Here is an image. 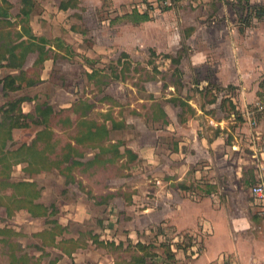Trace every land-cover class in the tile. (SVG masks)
<instances>
[{
    "label": "rangeland",
    "instance_id": "rangeland-1",
    "mask_svg": "<svg viewBox=\"0 0 264 264\" xmlns=\"http://www.w3.org/2000/svg\"><path fill=\"white\" fill-rule=\"evenodd\" d=\"M10 1L12 2L9 17L11 23L0 28V31L4 33L0 40V53L6 49L5 45H2L3 42L8 41V45H12L15 41H19V33H23L21 28L22 21L19 16L21 0ZM62 1L64 0H36V5L30 17V25L36 35H44L43 37L51 41H54L56 37L52 34L51 30L53 29L48 27L43 30L42 26H47V23L52 24V27L56 26V29L62 32V36H60L62 40L69 44L65 48H63V44L61 46L62 50L66 52H69L68 50L74 51L76 44L71 41L78 40L71 35L70 42L66 41L63 21L68 26L72 22L74 25L81 26L79 28L86 33V37L82 38L81 48L83 50L89 47L94 49L92 45H96L94 50H96L97 54L92 58L95 62L94 65L98 68L92 78L95 82L94 88L87 89V77L82 72V66H79L78 62L64 59H59V63L62 66L58 65L57 62L54 63L51 70L53 77L49 76L45 80H41L40 76L44 64L34 65L37 54L30 53L26 62V65H28L26 72L27 76H32L31 79L35 80L36 83L27 87L24 86L20 92L16 93L12 91L4 92L0 83V122L3 119V109L9 101L18 98L19 95H28L34 98L35 102L30 105L25 103V109L30 107L31 113L36 114V105L41 104L44 108L47 107L46 105L51 106L54 110L53 114L49 117L51 129L54 130L62 141H71L83 153L82 156H76V158L84 161L89 158L87 156L88 151L93 152V150L89 149L85 144H77L73 141V137L77 134V126L75 128L70 126V123H67V115L57 116V113H62L63 111L62 105L68 101H72L76 97L75 94L79 95L82 93L80 97L87 96L92 99H102L104 93L107 91L113 95L117 102H120L119 99H121L128 105L115 109L118 105L114 104L110 111H120V115L124 119L128 117L133 122L137 121L140 124L141 120L138 119L137 116L139 115L137 114L141 115L139 117L146 118L147 123L150 122L149 119L151 118L156 120V117L161 115V111L158 110L160 108L158 104L161 102L157 98H160L159 100L164 99L163 97L171 92L172 96L168 97V100L172 99V101L179 103L183 99L194 97L198 105L203 107L205 112L218 119L216 121L219 122L211 123L207 122L205 117L201 119L199 116V122L203 129L211 130L213 133L216 129L226 132H229V129H231L234 133L238 132L240 134L239 139L242 140L240 143L245 148V154L247 153L244 156L251 159L252 149L249 146L247 134L250 133V130L252 133L255 130L253 129L254 127L250 125L249 127L246 124L244 112L247 108L255 109L258 119L255 129L260 130L264 126V0H213L220 8H218V12L216 13L212 12L209 8L205 9L203 6H201V9L198 8L201 5L198 1V6L193 7V3L190 0H171V3H164V0H77V3H80L79 8L61 11L58 6ZM65 1L74 2V0ZM168 6L169 9H166ZM138 7L142 9L147 8L151 12L150 20L152 22L143 26V34L138 32V28L131 24L128 21L129 19L125 20L124 18L125 13L133 12ZM120 16L123 17L118 19ZM212 17L213 20L218 21L217 28L221 32L218 36L210 34V31L208 32V36L211 37V44L217 40L220 41L222 43L220 48L225 54L230 52V50H234L235 58L239 57L238 61L240 60V73L233 76L232 80H234L235 84L231 83L228 87L237 102L236 104L230 97H227L221 99L223 101L220 105L207 107L208 104L216 101L217 92H212L208 90L209 88L205 89L204 83V88L198 87V83L203 82L202 80H205L206 76H210L208 74L203 75L201 72L194 73L195 69L198 70L203 65H198L194 68L188 65L186 59L183 60L184 63L180 61L178 64L167 56L168 54L174 56L179 54L182 56L184 54V58H188L189 52L198 48L199 40L197 36L200 34L192 36V30L190 29L183 35V26L188 27L194 21H199L203 26L205 21L207 23L208 19ZM210 21L212 22V20ZM234 29L235 32H233ZM8 31L10 32L7 33ZM167 32H170V38ZM190 35L192 36L191 38ZM77 48L79 47L77 46ZM16 50L20 51V48ZM122 53H125V55L122 56ZM229 60L232 61L233 58L230 57ZM235 62H237V59ZM180 64L187 71L182 70ZM105 69H107L106 74L101 71ZM8 70L11 69L7 66L0 68V79L6 76ZM191 70L193 72H190ZM121 76L124 81L123 83L118 82ZM61 77L65 78L63 83L64 89L56 88L58 79H61ZM158 78L165 80L166 85L174 84L177 89L169 90L167 86H164V88L162 87L159 90L157 85H155L154 90H152L157 96L155 98L154 94L148 92L145 88V83L148 82L153 85L154 80ZM104 80H107L108 83H110V80L112 81L109 85L107 83V89L105 90L102 86V83L105 82ZM45 82H49V84ZM51 83L53 84L52 88ZM81 86L84 88L81 89ZM184 86H187V90H183ZM191 89H193L192 92H189ZM73 90H76V93ZM140 98H143L144 101L137 102ZM132 103H135V106H131ZM137 107H140L142 111L138 112ZM75 108L79 109V111L83 109L82 107ZM103 108V103L99 102L96 104L93 112L90 115L87 113L88 121L96 120L102 122ZM193 109L179 105V110L182 115L184 114L183 116L188 117L190 114H194ZM59 118H65L64 122L62 121V125L58 123ZM224 118L226 121L223 120ZM154 120L152 121L153 125L160 124L159 122H154ZM25 121L28 123V126L17 127L14 128L15 131L14 129L12 130L13 140L8 141L10 149H16L23 143H30L35 138L37 132L44 127L42 119L35 118L33 120L31 117H27ZM84 125L81 126L83 129L85 128ZM245 127L249 128V131H246ZM135 132L136 129L132 123L129 128L127 127L124 130H113L111 138L119 140L120 137H130L125 141L128 144L129 140L135 137L133 136ZM257 141L259 142V140ZM63 147L62 143L60 148L55 149L54 153L49 150V156L53 163L56 160V153L58 152L59 154L60 151H64L65 148ZM125 149L128 148L120 147L122 151ZM110 155L111 153L102 155V158L107 159ZM125 156L126 158L123 161H120L121 157H118L111 162L106 160L108 162H105L106 165L102 163L93 164L92 168L84 164H76L71 169V174L68 178L54 166L51 169H43L40 172L30 173L26 168L28 164L25 162L13 165L11 179L16 182H34L40 189V196L36 201L46 205L51 214L50 216H35L30 211L27 212V207H17L18 205H22V202L16 201V197L12 196L14 194V187H2L0 185V228L17 232V234L7 235L5 240L7 242L2 241L3 235L0 234V264H10V259L15 254L18 257L22 255L34 258L38 257L40 264H48L50 260L47 255L57 257V253L52 252L53 250L47 253V249L44 248V238L41 235H36V233L43 232L45 229L50 230L55 222L60 220L67 223L65 225L67 232L71 231V233L77 234L81 231V236L78 239L81 240V243L87 244L89 231L104 229L105 225L108 224L106 222L109 219L108 207L101 205L102 201H91L90 208L94 214L84 221H74L73 219H69L70 221H68L64 215L65 207L67 204L73 202L71 200L76 199L82 194L86 195L90 200L97 199L98 196L103 197L105 193L102 190V180L107 176L115 178L121 174H127V178L133 179L136 174L141 175L146 173L145 169L141 168L144 166L141 159L132 160L128 153ZM202 164H204L203 160L199 161L195 167H200ZM138 165L140 167L136 169ZM83 180H85L84 183ZM205 181H207V178ZM142 190L152 199L153 193L151 187L143 186ZM126 193L131 194V190H128ZM102 200L104 201V198ZM258 214L255 220L260 223L264 217ZM114 219H118V223L114 224L112 234L118 237L120 228L122 230L127 224L126 221H120V217ZM146 221L148 222L147 219ZM147 222L145 227L151 225ZM257 227L260 229L259 226ZM82 229L85 230L83 231ZM143 237L147 243L153 244L158 249L161 257L159 264L181 262L171 252L170 244L173 243L172 239L174 235L160 239L150 231L148 233L143 232ZM49 239L50 237L45 235V241ZM200 242L201 239L198 234L187 233L186 239L181 245L185 244L184 249L187 248L182 264H190L192 260L199 258L203 253L201 249L205 246V240H203L202 244L204 246H201V248ZM68 245L72 247L74 242H69ZM192 245H195L193 250ZM228 245L226 240L223 238L218 239L215 236L210 240L208 254L214 257L216 256V252H222ZM247 251H252V247L247 246ZM255 252L257 258L261 259L259 263L263 264L264 244L260 243L258 247H255ZM200 261L204 263V258ZM216 262L213 260L210 264ZM16 264H20V262H16Z\"/></svg>",
    "mask_w": 264,
    "mask_h": 264
},
{
    "label": "crops",
    "instance_id": "crops-1",
    "mask_svg": "<svg viewBox=\"0 0 264 264\" xmlns=\"http://www.w3.org/2000/svg\"><path fill=\"white\" fill-rule=\"evenodd\" d=\"M190 1L193 3V7L198 6V2H200L199 4L201 5L198 8L201 9V6H203L205 9H211L214 13L218 12L219 5L213 0ZM62 2H60L58 6L61 11L76 9L80 5V3H77V0H74L72 5L63 8ZM135 9L142 13L147 8L142 9L138 7ZM128 13L131 12L125 13V20H128L126 17ZM149 13L151 16L150 11ZM122 17L123 16H120L118 19ZM210 20H212V22ZM128 21L138 28V32L142 34L144 33L143 26L152 22L151 20H147L135 23L130 19ZM208 21L207 23L205 21L203 26L199 21L192 22L188 27H185V25L183 26V35L190 29L192 30V36L195 34L200 35L197 36L199 40L198 48L189 52L188 58H184L185 55L183 54L181 56V61L184 63L183 60L186 59L188 65L194 68L195 66L203 65L202 68L198 70L195 69L194 73L201 72L203 75H210L206 76V79L202 80L203 82L198 83V87L201 89L204 88V83L206 86L205 89L209 88L212 92H217L216 101L208 104L207 107L220 105L223 101L221 99L227 97H230L236 104L237 102L231 90H221L218 87H225L231 83L235 84L232 78L235 74L238 75L240 73L239 57L235 58L234 50H230V52L225 54L220 48L222 43L218 40L211 44V37L208 36V32L210 31V34L212 33V35L216 34L218 36L221 30L217 28L218 21L213 20V17L208 19ZM62 24L65 28L64 33H66V41L70 42L71 35L78 40L71 41L76 44L75 50L70 51L65 49L69 52L62 50V47L57 45L59 42L56 43L57 38H60V41L63 42V48L67 45L69 46V44L65 43L60 37L62 36V32L57 30L56 26L52 27V24L47 23V26L43 25V30L51 27L53 29L51 30L52 34L56 37L54 41L47 38L49 42L46 43V47L50 48L49 56L43 62L44 66L40 79L45 80V78L52 76L51 70L53 69L54 63L57 62V64L60 65L59 59H64L76 63L78 62L79 66H82V72H84L87 77V89L94 88L95 82L92 78L98 68L94 65L95 62L92 58L97 54L96 50H94L96 45H92L94 49L89 47L83 50L80 45L82 44L81 42H83L82 38L86 37V33L79 28L81 26L74 25L73 22L68 26L64 21ZM32 30L35 32L34 29ZM233 32H235V29ZM167 33L170 38V32ZM191 35L190 38L192 37ZM77 46L79 48H77ZM123 55H125V53H122V56ZM230 57L233 58L232 61L229 60ZM236 59L237 62H235ZM26 62L27 60L23 68L24 73H20V69L18 68H10L11 70L6 72V75L19 74L20 76V80L17 81V84L20 83L21 87L12 91L13 93L20 92L24 86H30L28 80H30L32 76H27L26 69L28 65H26ZM180 65L182 70L187 71V69L182 67V64ZM101 71L103 73L105 72L104 74L107 73V69ZM190 72L193 71L191 70ZM64 79L63 77L58 79L56 88L64 89ZM104 81L102 86L105 90L107 89L108 81ZM118 82H124L122 76ZM45 83L49 84V82ZM110 83H112L111 80ZM110 83H108V85ZM149 84L150 83L146 82L145 88L148 92H152L155 98H157V96L154 91H152L155 85H157L159 90L162 87L164 88V86H167L169 90L177 89L174 84L166 85L165 80L160 78L154 80L153 85ZM52 86L53 84L51 83V88ZM80 88L83 89L84 87L81 86ZM184 89L187 90V86H184L183 90ZM76 90H73L74 93H76ZM192 90L193 89H191V91L189 90V92H192ZM9 92L11 91L9 90ZM81 94H75L76 97H74L72 101L64 103L62 105L63 111L81 107L82 104H90L91 107L87 110V113L90 115L95 109L96 104L101 102L104 104V112L102 114V122H98L96 120L88 121L87 114L80 117V112L77 110L78 115L74 113L75 122L77 119L81 120V122L82 120L88 122L85 123V125L84 123L80 125L75 124L74 127L76 128L77 126V134L81 135V133L84 132H91L86 124L92 123L93 129H95L97 123L104 125L106 128L101 130L103 132L99 135L100 137L102 135L104 136L101 144L108 145L110 143H117L119 144V149L120 147L128 148L136 155L137 158L135 160H142L144 166L141 168H144L146 173L141 175L136 174L133 179L127 178V174H121L115 178L107 176L102 180V190L105 193L103 197L98 196L97 199L94 198L90 200V198L88 199L86 195L82 194L76 199L71 200L73 202L67 204L65 207L66 210L64 211V215L67 217L68 221H70L69 219L84 221L86 218L93 216L94 213L90 208L92 204L91 201L94 202L98 200L99 202H103L101 205L108 207L109 219L106 221L108 224L105 225L104 229H95L92 232L89 231L87 244L81 243V240L78 239L81 236V231L75 234L65 230L63 233L64 238L73 239L74 242V245L69 247L71 252L67 253L62 247L56 244L50 246L44 245V248L47 249V253L52 250V252L57 253V257L47 255L49 260H55L57 264H132L131 254L127 255L126 253L128 252L124 250L128 242L131 241L134 244L137 242L147 243L144 240L143 232L148 233L152 231V233L156 234L157 238L160 239H162V237L164 238V234L167 232H174L175 235H180L178 240H172L173 243L170 244L171 252L174 253L177 260L180 259L181 261H179L180 263L174 264H182V261L185 259L187 248L184 249L185 244H183V246L181 245L183 241H185L188 232L199 235L201 239L200 248L204 246L202 242L205 240V246L201 249L203 253L198 259L192 260L190 264H210L213 260L218 262L228 260L234 264H261L259 263L261 259L259 260L257 258L255 247H258L260 243L264 244V219H262L260 223L255 220L259 211L254 203L251 187L258 181L264 180V126L260 130H256L254 127L253 129L255 131L252 133L250 130V133L247 134L249 146L252 149L250 159L244 156L247 153L245 154V148L240 143L242 140L239 139L240 134L238 132L234 133L231 129H229V132L216 129L213 133L211 130L203 129L199 122V116L201 119L205 117L207 122L213 123L219 121H216L218 119L205 112L203 107L198 105L194 97L188 98V102L194 108V114H190L188 117L183 116L184 114L182 115L179 110V103L172 101V99H167L172 96V93L169 92L167 96L163 97L164 99L159 100L160 98H157L158 101L161 102L158 104L160 106L158 110L161 111V115L156 117V120L153 118L149 119L150 122H148V124L146 118L139 117L141 115L137 114L139 115L137 116L138 119L141 120V123L138 124L137 121L133 122L132 119L128 117L124 119L123 116L120 115V111H110L114 104L118 105L115 109H120L124 105H127L121 99H119L120 102H117L111 93L106 91L102 99H92L87 96L80 97ZM222 94L224 95L222 96ZM20 97L24 98L21 103L23 112L31 113V108L28 107V109H25L24 104L28 103L30 105L35 102V99L28 95H19L18 98ZM143 101L144 99L140 98L137 102ZM131 106H135V103H132ZM137 110L138 112L142 111L140 107H137ZM74 112H76V110H74ZM77 116H79V118H77ZM153 120L160 124L153 125ZM223 120L226 121L225 118ZM245 122L248 124L246 118ZM132 123L134 124L136 132L133 135L135 137L129 140L128 144L125 141L130 137H120L119 140L111 138L113 130H124L127 127L129 128ZM82 125H84V129L81 127ZM244 129L249 131L247 127ZM92 133L96 135V132L93 131ZM92 133L90 137H93ZM257 140H259V142ZM73 141L76 143L74 138ZM94 145L95 144L91 141L85 142V146H88L93 152L88 151L87 156L89 158L83 162L92 160L94 155L100 151L99 146L94 147ZM120 151L123 153L125 152V150ZM110 153L111 152H107L103 155ZM125 158L126 156H122L120 161H123ZM202 160L204 164L200 165V167H195L196 164ZM106 163L103 164L106 165ZM93 164L96 163H89L87 166L92 168ZM139 167L138 165L136 169ZM206 178L207 181H205ZM77 182H79V180H77ZM84 182L85 180H83V183ZM143 186L151 187L153 193L152 199L142 190ZM185 186H193V189L186 190L184 188ZM128 190H131V194L126 193ZM102 198H104V201ZM28 211L29 210H27V212ZM262 216L264 217V215ZM117 217L121 218L120 221H126L127 224L122 230L120 228L118 237L112 234L114 224L118 223V219H114ZM59 222L63 225L67 224L61 220ZM146 222L151 225L145 227ZM257 226H259L260 229H258ZM82 230L84 231L85 229ZM181 236H184L183 239ZM215 236L218 237V239L223 238L229 245L225 250L216 252V256L211 257L208 254L209 243ZM61 238L62 235L57 236V241L61 240ZM97 239L114 241L116 245L123 242V250L119 255L113 254L108 248L98 245ZM194 246L195 245L191 246L192 250ZM247 246H251L252 251H247ZM153 250H156V256L152 259H148V262L159 264L161 258L158 253L159 251L154 245ZM202 258H204V263L200 261Z\"/></svg>",
    "mask_w": 264,
    "mask_h": 264
},
{
    "label": "trees",
    "instance_id": "trees-1",
    "mask_svg": "<svg viewBox=\"0 0 264 264\" xmlns=\"http://www.w3.org/2000/svg\"><path fill=\"white\" fill-rule=\"evenodd\" d=\"M71 1H63L62 7L67 8V6L72 5ZM36 5V0H21V9H20V20L22 21L21 28L22 34L19 33V41H15L14 44L8 45L7 42H3L2 45H5L6 49L0 53V68L2 67H10V68H18L20 69V73H24V64L27 60V56L30 53H36L37 57L34 61L35 64H43L44 60L48 58L50 48L46 47V43H48V39L43 36L36 35L32 27L30 25V17L33 12V9ZM12 6V2L10 0H0V28L7 24H10V7ZM169 9V6L166 8ZM126 17L135 23H140L143 21H147L151 19L149 10L146 9L144 12H139L134 9L133 12L126 14ZM8 31L7 33H9ZM4 35L2 31H0V40ZM22 38V39H21ZM59 42L57 45L62 46L63 42L60 41V38L56 39ZM1 47V45H0ZM20 48V51L16 50ZM174 62L178 64L181 61V54L174 56L171 54L167 55ZM19 58V60H18ZM179 71V69H177ZM180 72V71H179ZM20 80V76L8 74L0 79V83H2L4 92L14 91L21 87V84H17V81ZM35 80H28V84H35ZM228 86L218 87L221 90L229 89ZM211 90V89H208ZM24 100L23 97L16 98L8 102V104L3 109V119L0 122V185L2 187H14V194L12 196L16 197V201L22 202V205H18L17 207L25 206L32 213V215L37 216H50L51 211L49 208L41 202H37L36 200L40 196V189L37 185L32 181H13L11 178V170L13 165L25 162L28 164V171L32 172H40L43 169H51L53 166L58 168L59 171L64 174L67 178L71 174V169L76 164H84L88 165L89 163H105L107 161H114L115 158L125 156L127 153L130 155V159L135 160L136 155L131 152L129 149H125V152H121L119 149V144L110 143L108 145H103L101 142L103 141V135L100 137L99 135L103 132L101 130L105 129L104 125L96 124L95 129H93L92 123L87 125V128L91 131L88 133H81L74 136V140L77 144H85V142H93L94 147L99 146L100 151L94 155L92 160H88L86 162L80 161L76 158V156H82L83 153L79 151V149L71 142V141H62L59 139V136L51 129V125L49 124V117L53 114L54 110L51 106L46 105L47 107H42L41 104L36 106V114L24 113L21 107V103ZM84 103V102H83ZM179 105L184 107L187 106L189 108H193L191 104L188 102V99H183L179 102ZM84 106V107H83ZM83 108L80 112V117L87 114V110L90 109V104H82ZM76 110V112H74ZM76 108H72L70 110L62 111V113H57L58 115H67V123H70V126L74 127L76 125L88 123L84 120L77 119L76 122L74 120V113L78 115ZM194 110V109H193ZM72 115V116H71ZM27 117H31L33 120L35 118L42 119L44 127L40 129L35 138L30 143H23L16 149H10L8 146V141L13 140L12 130L17 127L28 126V123L25 121ZM66 118V117H65ZM64 119L59 118L58 123L63 124ZM79 118V116H77ZM96 132V135L92 132ZM93 137H90V135ZM54 141V142H52ZM63 143L64 151L58 152L55 155L56 160L52 161L49 156V150L54 153L56 148H60V145ZM50 146V147H49ZM48 149V150H47ZM111 152L112 155L107 157V159L102 158L104 153ZM107 160V161H106ZM66 162V164H65ZM49 164V165H48ZM65 164V165H63ZM193 186H185L186 190H192ZM20 190V191H19ZM14 198V197H13ZM15 200V198H14ZM66 230L65 225L56 221L53 227L48 230L45 229L43 232L36 233V235H41L44 238V245H59L66 251L70 253L69 242H73V239H65L63 236L64 231ZM17 234L16 231L0 228V234L3 235L2 241L6 240L7 235ZM45 235L49 236L50 239L45 241ZM62 235L61 240L57 241V236ZM15 242L14 240H12ZM7 242V241H5ZM98 245L104 246L108 248L113 254H120L123 250V242H120L116 245L114 241H104L97 239ZM75 248V247H74ZM73 248V249H74ZM128 253L127 255L131 256L132 264H153L149 263L148 259H152L156 256V252L153 251V244L149 243H132L128 242L127 247L124 249ZM174 255V253L172 254ZM171 255V256H172ZM11 263L16 264V262H20V264H40V260L38 257H27L20 256L18 257L12 255ZM125 261V260H124ZM48 264H57V261L50 260Z\"/></svg>",
    "mask_w": 264,
    "mask_h": 264
},
{
    "label": "built area",
    "instance_id": "built-area-1",
    "mask_svg": "<svg viewBox=\"0 0 264 264\" xmlns=\"http://www.w3.org/2000/svg\"><path fill=\"white\" fill-rule=\"evenodd\" d=\"M163 2L171 3V0H164ZM244 116L246 120L248 121V124L251 127H255L258 124V119H257V114H256L255 109L247 108L244 112ZM251 192H252L254 203L259 211V214L264 215V180H260L257 183L253 184L251 187ZM170 235H174L172 240H178L180 236V235H175L174 232H167L164 234V238H167ZM213 264H234V263L228 260H225L222 262L217 261L216 263H213Z\"/></svg>",
    "mask_w": 264,
    "mask_h": 264
}]
</instances>
